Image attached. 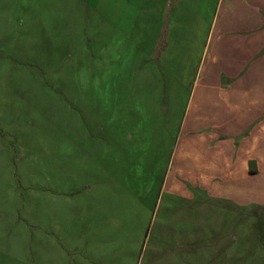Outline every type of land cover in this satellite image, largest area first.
Listing matches in <instances>:
<instances>
[{
    "label": "rangeland",
    "instance_id": "374dc122",
    "mask_svg": "<svg viewBox=\"0 0 264 264\" xmlns=\"http://www.w3.org/2000/svg\"><path fill=\"white\" fill-rule=\"evenodd\" d=\"M216 2L160 54V0H0V264H264V173L207 197L184 146Z\"/></svg>",
    "mask_w": 264,
    "mask_h": 264
},
{
    "label": "crops",
    "instance_id": "0c3cea01",
    "mask_svg": "<svg viewBox=\"0 0 264 264\" xmlns=\"http://www.w3.org/2000/svg\"><path fill=\"white\" fill-rule=\"evenodd\" d=\"M205 1L210 2L160 0V54L181 19L202 20L199 12L204 11ZM222 1L216 3L221 2V7ZM236 1L243 11L237 21L232 17L231 0L224 1L227 4L215 9L210 18L206 38L209 69L203 80L206 99L198 98V106L210 111H200L190 122L193 134L184 146L196 148L193 186L210 198L220 186L225 188L222 198L239 201V188L252 180L260 182L264 173V0ZM124 2L132 10L133 0ZM215 28L219 29L214 32ZM235 30L240 34L238 40L232 36ZM216 75L223 78L222 88L217 87Z\"/></svg>",
    "mask_w": 264,
    "mask_h": 264
}]
</instances>
